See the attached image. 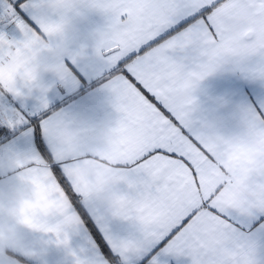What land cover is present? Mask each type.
Returning a JSON list of instances; mask_svg holds the SVG:
<instances>
[{
    "label": "snow or ice",
    "instance_id": "obj_1",
    "mask_svg": "<svg viewBox=\"0 0 264 264\" xmlns=\"http://www.w3.org/2000/svg\"><path fill=\"white\" fill-rule=\"evenodd\" d=\"M53 250L264 264V0H0V264Z\"/></svg>",
    "mask_w": 264,
    "mask_h": 264
},
{
    "label": "crops",
    "instance_id": "obj_2",
    "mask_svg": "<svg viewBox=\"0 0 264 264\" xmlns=\"http://www.w3.org/2000/svg\"><path fill=\"white\" fill-rule=\"evenodd\" d=\"M98 23H100V18L95 17V16H91V17H89L88 20L82 22L80 27L82 30L87 32V31L93 29L95 26H97ZM14 35H15L14 33L9 32L10 38L13 37ZM208 86L209 87H218L219 82L218 81H209ZM28 239H29V237L27 236V234H24V233H21L17 237V241L22 240L23 243H25ZM78 243H79L78 241H74L73 246L74 247L78 246ZM18 244H20V243H18ZM51 257H52V260L54 261V264H70V261L65 258V254L63 252L53 250V252L51 253ZM164 259L166 261V264H187V261L184 258L167 257Z\"/></svg>",
    "mask_w": 264,
    "mask_h": 264
},
{
    "label": "clouds",
    "instance_id": "obj_3",
    "mask_svg": "<svg viewBox=\"0 0 264 264\" xmlns=\"http://www.w3.org/2000/svg\"><path fill=\"white\" fill-rule=\"evenodd\" d=\"M7 242V241H6ZM17 243H20V244H22L23 243V241L22 240H20V241H16Z\"/></svg>",
    "mask_w": 264,
    "mask_h": 264
}]
</instances>
